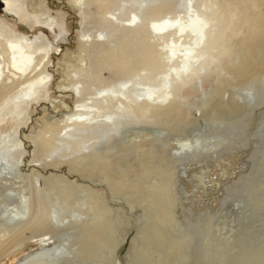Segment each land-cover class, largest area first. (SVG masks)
Listing matches in <instances>:
<instances>
[{
    "label": "bare ground",
    "instance_id": "6f19581e",
    "mask_svg": "<svg viewBox=\"0 0 264 264\" xmlns=\"http://www.w3.org/2000/svg\"><path fill=\"white\" fill-rule=\"evenodd\" d=\"M72 2L80 15L83 63L66 72L74 104L63 120L44 123L32 137L33 156L37 150L49 154L55 141L80 151L79 142L71 140L78 132L105 136L106 127L117 132L130 123L167 124L173 130L184 120L186 109L181 95L192 78H213L216 86L209 95H231L204 100L195 119L220 122L230 115L242 119L260 106L261 101L253 100L248 87L264 79V0H144L126 13L110 11L105 0ZM2 3L19 19L30 14L25 0ZM35 12L37 22L57 39L63 32V22L50 16L42 2ZM56 50L46 34L29 41L0 20V148L8 132L3 127L13 130L15 107L25 112L31 100L44 99L51 78V55ZM230 87L243 90L245 96L236 98ZM14 91L27 99L11 104L9 94ZM157 101L166 103L160 105ZM137 131L143 133L146 129ZM15 145L20 154L0 162V253L37 239V249L15 264H72L76 259L100 262L104 258L108 264H122L118 252L128 236L117 238L114 229L102 223L107 214L117 210L107 207L103 195L94 200L96 191L83 183L104 185L115 195L127 188L122 176L89 165L93 156L101 160L100 153L93 152L66 161L79 184L63 176H44L34 168L25 174L21 168L23 144L17 139ZM184 147L187 152L193 148L189 143ZM60 164L43 162L53 168ZM153 190L150 204L155 206L156 219L148 221L135 235L137 244L131 239L133 245L126 249L132 258L125 264H190L197 246L194 243L188 247L191 243L187 244L168 220L178 219V202H166L158 187ZM73 192L84 194L88 209L96 211L94 220L61 223L57 209L73 201ZM52 194L58 206L49 203ZM67 230H74V239L51 243V237ZM41 235L48 237L38 238Z\"/></svg>",
    "mask_w": 264,
    "mask_h": 264
},
{
    "label": "rangeland",
    "instance_id": "374dc122",
    "mask_svg": "<svg viewBox=\"0 0 264 264\" xmlns=\"http://www.w3.org/2000/svg\"><path fill=\"white\" fill-rule=\"evenodd\" d=\"M25 1L30 14L19 19L14 12L5 10L0 0L1 22L29 41H35L41 33L46 34L57 50L51 55V78L45 88L44 99L31 100L25 112L16 106L13 130L3 127L8 132L1 143L0 162H8L12 154H20L15 145L18 139L23 144V173L29 174L34 168L44 176H63L69 182L79 184L81 181L68 170L66 161L82 153H100V161L93 156L88 164L106 168V172L113 176L118 173L127 188L113 195L104 185L83 183L96 191L94 200H99L98 195H103L107 207L117 210L107 214L102 223L104 226L109 224L117 238L128 236V242L121 245L118 252L122 264L132 258L131 251H127L133 245L131 239L134 238V244H137L138 236L135 235L148 221L156 219L155 206L150 204L154 186L159 188L165 201L172 199L178 202V219L169 217L168 220L185 242L191 243L188 247L194 243L197 246L190 264H264V79L248 87L253 100L261 101L249 117L237 119L236 115H230L220 122L207 118L195 119L204 100L226 99L231 95H209L216 86L214 79L192 78L181 95L186 109L184 120L173 130L167 124L130 123L117 132L106 127L105 136L78 132L79 135L71 140L79 142L80 151H73L70 144L55 141L49 154L37 150L33 156L32 137L43 129L44 123L63 120L71 113L74 95L70 92L66 72L71 67L83 66L80 59L81 21L72 0ZM142 1L105 0L104 4L112 12L126 13L128 9L134 10ZM41 2L50 16L63 22V32L58 34L57 39L35 19V11ZM103 75L108 74L104 72ZM229 90L234 91L238 99L245 96L243 90L232 87ZM26 99L25 95L16 91L9 94L11 104ZM156 103L164 105L166 101ZM143 127L145 132L137 131ZM188 143L193 147L190 152L184 147ZM33 159L37 161L31 162ZM44 161H60L62 164L53 168L44 166ZM54 197L53 194L49 195L48 201L52 206H58ZM83 199V193L73 192V201L70 200L68 206L58 207L61 223L91 222L96 218L95 209H88L90 206ZM23 234L26 236L27 231H23ZM74 235V230H67L50 240L51 243L60 244L74 239ZM46 237L48 235L38 238ZM36 242L37 239H32L23 246L1 252L0 264H15L20 257L28 256L37 249ZM104 256H109L108 250ZM81 260L85 259H76L72 264H108L105 258L100 262Z\"/></svg>",
    "mask_w": 264,
    "mask_h": 264
}]
</instances>
